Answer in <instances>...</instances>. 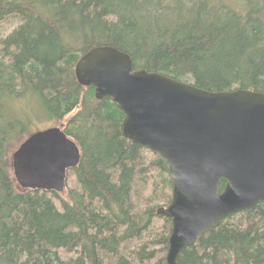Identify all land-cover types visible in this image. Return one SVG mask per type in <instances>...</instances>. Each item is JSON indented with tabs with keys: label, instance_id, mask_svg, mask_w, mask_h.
Wrapping results in <instances>:
<instances>
[{
	"label": "trees",
	"instance_id": "16d2710c",
	"mask_svg": "<svg viewBox=\"0 0 264 264\" xmlns=\"http://www.w3.org/2000/svg\"><path fill=\"white\" fill-rule=\"evenodd\" d=\"M0 32V264H166L168 164L122 135V111L79 83L76 64L111 46L199 88L264 92V0H0ZM41 117L81 149L67 197L13 175L12 152ZM177 264H264V203Z\"/></svg>",
	"mask_w": 264,
	"mask_h": 264
},
{
	"label": "water",
	"instance_id": "95a60500",
	"mask_svg": "<svg viewBox=\"0 0 264 264\" xmlns=\"http://www.w3.org/2000/svg\"><path fill=\"white\" fill-rule=\"evenodd\" d=\"M75 71L97 99L110 97L122 111V135L168 164L172 198L158 209L172 221L166 264H177L231 214L264 203V92L199 88L136 69L128 53L111 46L84 54ZM80 160L75 140L51 126L13 150L12 170L23 189L63 193Z\"/></svg>",
	"mask_w": 264,
	"mask_h": 264
},
{
	"label": "rangeland",
	"instance_id": "374dc122",
	"mask_svg": "<svg viewBox=\"0 0 264 264\" xmlns=\"http://www.w3.org/2000/svg\"><path fill=\"white\" fill-rule=\"evenodd\" d=\"M59 125H60V123H58V122H54L52 120H48L47 118H42V119H39L38 121L35 122V124H34L35 129H33V130L37 131V130H42L44 128H48V127H51V126H59ZM62 195L64 197H67V190H65L62 193Z\"/></svg>",
	"mask_w": 264,
	"mask_h": 264
},
{
	"label": "bare ground",
	"instance_id": "6f19581e",
	"mask_svg": "<svg viewBox=\"0 0 264 264\" xmlns=\"http://www.w3.org/2000/svg\"><path fill=\"white\" fill-rule=\"evenodd\" d=\"M1 33V32H0Z\"/></svg>",
	"mask_w": 264,
	"mask_h": 264
}]
</instances>
